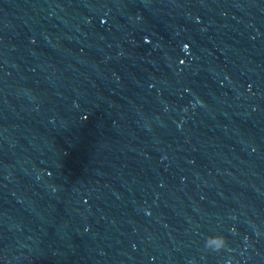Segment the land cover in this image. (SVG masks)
I'll return each instance as SVG.
<instances>
[{"label": "water", "instance_id": "obj_1", "mask_svg": "<svg viewBox=\"0 0 264 264\" xmlns=\"http://www.w3.org/2000/svg\"><path fill=\"white\" fill-rule=\"evenodd\" d=\"M0 264H264V0H0Z\"/></svg>", "mask_w": 264, "mask_h": 264}, {"label": "clouds", "instance_id": "obj_2", "mask_svg": "<svg viewBox=\"0 0 264 264\" xmlns=\"http://www.w3.org/2000/svg\"><path fill=\"white\" fill-rule=\"evenodd\" d=\"M184 48H187V45L184 46ZM235 231V229H233ZM215 242V247L211 249V251L219 253L222 250H229L228 248V241L225 236L223 235H215L211 238ZM207 247V245H205Z\"/></svg>", "mask_w": 264, "mask_h": 264}]
</instances>
